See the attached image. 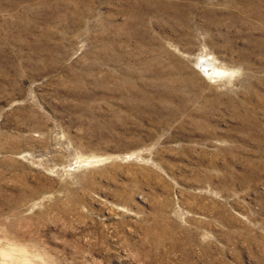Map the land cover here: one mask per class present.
Wrapping results in <instances>:
<instances>
[{
  "label": "rangeland",
  "instance_id": "374dc122",
  "mask_svg": "<svg viewBox=\"0 0 264 264\" xmlns=\"http://www.w3.org/2000/svg\"><path fill=\"white\" fill-rule=\"evenodd\" d=\"M0 264H264V0H0Z\"/></svg>",
  "mask_w": 264,
  "mask_h": 264
},
{
  "label": "bare ground",
  "instance_id": "6f19581e",
  "mask_svg": "<svg viewBox=\"0 0 264 264\" xmlns=\"http://www.w3.org/2000/svg\"><path fill=\"white\" fill-rule=\"evenodd\" d=\"M199 66L202 69L203 72L209 75H214L216 74V70L214 69V63L211 59L207 58H202L199 62ZM218 73V72H217ZM220 73V72H219ZM215 76V75H214Z\"/></svg>",
  "mask_w": 264,
  "mask_h": 264
}]
</instances>
